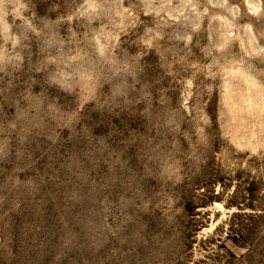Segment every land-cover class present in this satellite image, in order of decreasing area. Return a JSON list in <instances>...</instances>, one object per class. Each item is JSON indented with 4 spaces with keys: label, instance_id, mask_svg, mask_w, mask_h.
<instances>
[{
    "label": "rangeland",
    "instance_id": "obj_1",
    "mask_svg": "<svg viewBox=\"0 0 264 264\" xmlns=\"http://www.w3.org/2000/svg\"><path fill=\"white\" fill-rule=\"evenodd\" d=\"M82 2L27 0L41 34L14 28L24 33L14 51L0 40L9 49L0 63V264H243L241 248L264 244V53L247 54L253 33L264 46V13L249 15L244 0H229L231 14L199 0L209 12L192 32L124 0L140 22L118 42L101 36L116 43L111 64L91 37L101 24L119 30L80 17ZM145 27L193 39L185 47L165 35L162 58L138 39ZM60 41L64 52L92 46V79L75 78L71 92L53 82L61 77L49 53L58 56ZM16 53L22 59L9 62Z\"/></svg>",
    "mask_w": 264,
    "mask_h": 264
},
{
    "label": "clouds",
    "instance_id": "obj_2",
    "mask_svg": "<svg viewBox=\"0 0 264 264\" xmlns=\"http://www.w3.org/2000/svg\"><path fill=\"white\" fill-rule=\"evenodd\" d=\"M142 5L141 11L145 17L153 16L154 18H159L160 21H164L165 25H167V21H172L175 24H182L184 27H191L192 32H198L203 23V17L208 15L209 8L205 7L203 11L198 10L199 0H139ZM245 6L249 11V15L259 17L262 13H264V0H244ZM124 0H83L82 4L77 9V13L80 17H86L91 24L94 20H101L102 18H106L109 24H112L114 28L118 29L117 32H105V29L108 27L106 24H101L99 30H93V35L91 40L95 42V50L100 52L101 54L105 49L109 50V57L107 58V62L111 64H115L116 61L111 58V50L116 47V43L101 44V36L105 37V40H111L113 42H118L120 39V34H127L126 29L132 28L135 29L140 22L139 15L133 12L130 7L123 6ZM207 4L212 8H220L225 9L231 14L232 8H228L229 0H207ZM105 5H110V7H105ZM119 6V10L117 9ZM233 7H236L235 5ZM191 13L192 16L195 17L193 20L192 16L186 15V13ZM127 14V15H125ZM234 15V14H233ZM36 16V13L31 11L27 0H0V40H3L5 44L11 43V50L14 51L20 43V35L24 33H20L18 35L13 31L14 28H23L26 30H31L35 35L39 36L40 31L35 28L32 24V19ZM31 17V18H30ZM119 18L117 21L116 18ZM75 18V14L67 17L69 21ZM212 19H218L224 22L225 24H229V21L225 16L215 15ZM127 21V23H125ZM187 22V23H184ZM160 25L157 24V28ZM248 30L252 32V26L248 25ZM157 28L145 27L143 36H140L138 39L141 43L146 44L149 48L155 47L157 49L158 54L163 58V54L160 52L162 45L159 44V41L165 39V35H169L170 38H174L176 40L183 41L185 47L192 42V35L189 33H185L184 35H179L173 31L171 34H167L162 30H157ZM233 35V33H229L228 36ZM75 36V33H73ZM147 36L148 39H144ZM25 38H27L25 36ZM89 39L87 33H85V40ZM211 42V37H209ZM153 41H156V44H153ZM135 42V41H133ZM77 47L75 49H69L68 52L63 51V41H60L61 47L57 50L58 56L53 57L51 53H49V59L56 63L58 72L57 74L61 77L60 80H53L54 83L60 84L61 88L68 90L69 92L73 91V81L75 78H79V81H90L92 79L91 72L89 69L93 67V62L90 58L89 47L81 48L79 47V41H76ZM228 43V39L224 38L223 43L214 45L216 51L223 52L226 45ZM54 46L52 40L45 41L44 47L41 51H48ZM250 51L247 54L251 56H259L261 53H264V46L259 45L258 40L255 38V34L253 33L252 39L250 41ZM5 51H9V49L0 46V63L4 60L3 53ZM74 53V54H73ZM22 57L19 53H16L13 56L8 57L9 62L12 60L19 61ZM183 59V58H181ZM219 61L214 59L211 64L206 67L210 70L212 66L218 64ZM63 65V68L60 65ZM87 65L88 67H86ZM192 67H197L196 64L191 65ZM171 67V65H169ZM66 69H68L66 71ZM228 75H237L239 74V69L236 72H230L228 69H222ZM0 71H3V68L0 67ZM119 71V69H117ZM211 74V73H209ZM227 79V76H225ZM246 79L255 87H260V85L255 81V79L251 76L246 77ZM187 85L190 88L192 86V81L188 80ZM87 88V84L84 85ZM90 91V89H89ZM261 105L259 106V114L257 115V119L259 116L264 115V97L261 98ZM202 132L203 130H198ZM255 137L253 136V139ZM178 173L179 170L177 169ZM179 179V175L176 177ZM261 235H264L262 233ZM258 245V247H256ZM2 247V246H0ZM256 248L253 251V248ZM6 255L5 259L14 258V253L10 248H4ZM253 256V264H260L261 261H264V244H260L259 237L253 245L245 246L240 249L238 254V259L240 257H245L243 264H249L246 257L249 254ZM59 259V256L56 257Z\"/></svg>",
    "mask_w": 264,
    "mask_h": 264
}]
</instances>
